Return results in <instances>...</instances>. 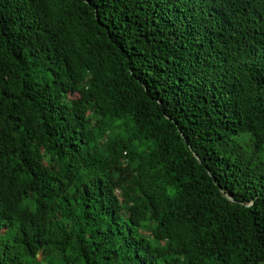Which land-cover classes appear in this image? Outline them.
I'll use <instances>...</instances> for the list:
<instances>
[{
    "label": "trees",
    "instance_id": "1",
    "mask_svg": "<svg viewBox=\"0 0 264 264\" xmlns=\"http://www.w3.org/2000/svg\"><path fill=\"white\" fill-rule=\"evenodd\" d=\"M0 264H264V0H0Z\"/></svg>",
    "mask_w": 264,
    "mask_h": 264
},
{
    "label": "water",
    "instance_id": "2",
    "mask_svg": "<svg viewBox=\"0 0 264 264\" xmlns=\"http://www.w3.org/2000/svg\"><path fill=\"white\" fill-rule=\"evenodd\" d=\"M228 198H229V197H228ZM229 200L232 201L231 198H229Z\"/></svg>",
    "mask_w": 264,
    "mask_h": 264
},
{
    "label": "rangeland",
    "instance_id": "3",
    "mask_svg": "<svg viewBox=\"0 0 264 264\" xmlns=\"http://www.w3.org/2000/svg\"><path fill=\"white\" fill-rule=\"evenodd\" d=\"M39 258H40V255H39Z\"/></svg>",
    "mask_w": 264,
    "mask_h": 264
}]
</instances>
